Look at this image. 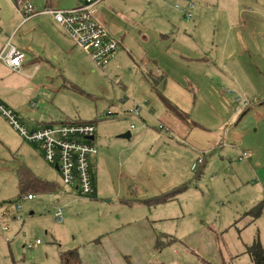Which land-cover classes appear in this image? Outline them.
Returning a JSON list of instances; mask_svg holds the SVG:
<instances>
[{
    "label": "rangeland",
    "instance_id": "1",
    "mask_svg": "<svg viewBox=\"0 0 264 264\" xmlns=\"http://www.w3.org/2000/svg\"><path fill=\"white\" fill-rule=\"evenodd\" d=\"M185 1L105 2L111 14L137 28L132 32L134 49H124L133 57L127 56L120 68L95 67L83 52L75 50L73 59L64 55L54 60L61 70L58 73L44 76L39 72L29 81L10 71L8 80H3L0 91L5 98L0 104L18 122L27 128L33 124L51 127L66 120L92 123L97 126L92 144L99 154L91 161L94 193L80 196L62 185L58 171L45 161L39 146L20 138L0 114V228L8 226L12 232L0 230V264H57L59 247L67 251L116 232L124 235L120 242L123 248L130 244V250L134 241L143 240L139 235L145 237L141 247L149 244L145 240L151 233L157 236L158 248L122 256L128 264L148 251L147 259L136 264H254L247 248L256 239L264 246V211L255 220L247 214L264 200V0H193V18L188 21L175 8ZM52 3L62 9L75 7L77 0ZM7 4L16 15L12 0H0L4 14L9 13ZM158 30L174 35L184 56L195 53L206 58L200 67L182 61L188 69L206 68L211 73L220 66L236 68L234 84L209 74L211 80L189 91L191 104L186 113L193 121L186 125L189 134L160 128L161 121H166L164 103L151 95L140 73L145 71L138 56L140 41L153 42L151 33ZM2 31L0 25V35ZM175 59L180 61L178 56ZM175 73L180 80L187 77ZM169 91L181 100L176 87ZM3 99L23 110L15 112ZM137 107L139 117L130 113ZM126 132L131 138H120ZM243 150L252 151L249 163L238 159ZM199 157L205 159L203 164L197 163ZM193 164H197L195 170H191ZM18 170H29L60 189L51 195L38 194L32 202L20 201ZM182 187L166 203H142ZM15 204L21 205L19 225L12 218ZM57 208L63 210L62 224L54 219ZM6 210H11L8 218ZM142 212H147L149 223L144 222ZM13 222L18 225L15 232ZM18 229L21 232L16 236ZM37 240L45 247H28Z\"/></svg>",
    "mask_w": 264,
    "mask_h": 264
},
{
    "label": "crops",
    "instance_id": "2",
    "mask_svg": "<svg viewBox=\"0 0 264 264\" xmlns=\"http://www.w3.org/2000/svg\"><path fill=\"white\" fill-rule=\"evenodd\" d=\"M29 1L31 4H33L36 11H42L43 9H47V8H51L55 10H63V9H68L70 7L69 6V7H63L62 9H56L55 7L52 6L53 5L52 0H47L45 4L33 3V1L31 0ZM106 1L107 0L103 1L100 5H98L95 8V12L97 19L99 20L100 24L106 28L109 36L114 37L115 39H117L118 42H120L121 49L117 52V54L114 57H112L110 63L105 67V69L109 68V70H111L112 68L115 69L120 68L121 65L126 63L127 56L129 57L132 56L131 52L128 53L125 50H127L130 47L133 48L135 46L134 42L136 41L135 38L136 36L132 32L136 31L137 28L132 26V24H130L129 22L127 21L125 22L123 19L116 16L114 13L111 14V11L107 10L108 6L104 5ZM7 6L8 4L6 5V7ZM9 7L10 6H8L7 8ZM3 8L4 7L0 5V25H2V30L3 31L5 30V32L2 31L0 35V52L4 44L6 42H9L10 45H12L16 50L19 51L20 54H22L23 61L21 63V67L18 73L11 71L10 68L3 61L0 62V87L4 86L3 80H8L9 77L8 75L10 71L11 74L13 73L17 75L22 74L25 79L32 81L34 80V78L37 77V74L39 72H41L40 74L44 76L45 75L47 76L49 72H56V73L60 72L61 70L59 68V65L55 66L54 60L58 61L59 58L63 57L64 55L73 59L76 55L75 50H78L83 52L87 56V54L83 50L78 49L74 45V43H72V41L69 39V37L65 33H63V31L61 30V28L58 27V25L55 23L51 15L44 14V15L33 16L32 19L23 22V18L21 14L17 12L16 8H15L16 15L14 14V12L12 14L11 8H9L8 14H4ZM10 13L12 14L11 16ZM9 22L11 24H9ZM109 22H113L110 27L108 26ZM117 25L123 26V29H119ZM171 27L175 28L174 25H171ZM20 30H22L21 35H18ZM138 32L140 33L141 31L138 30ZM158 32L159 33H155V32L151 33L153 35V40H152L153 42H150L148 40H145L146 42L140 41L142 47L139 45L141 48L138 56L140 58L139 59L140 64L141 65L143 64L145 70L140 73L143 79L145 80V82L147 83L148 88H150L151 95H154L157 99L159 98L161 103H163L162 101L163 98L166 103H169L173 107H176V110L178 112L177 115L176 112L174 113L172 110L168 108L166 103H164L163 106L165 109V113L163 115L165 116L164 119L166 121H161L160 123L161 128H165V131L168 133L181 132L184 134L187 133L188 131L187 130L188 127L186 125L191 124L193 122L186 113V111H189V107L191 104V102H189L191 97V93L189 91L194 89V87L199 86L201 83L202 84L205 83L206 80H211L209 74L213 76H218L220 79L223 77L225 80L228 81V83L229 80H231V84H234L235 80L233 79L234 78L233 74L236 73V68L229 69L228 66H220L219 68H215L214 71L211 73L206 68L205 70L203 68L188 69L187 66L181 64L182 61L184 63H192V65H195L196 67H200L201 64L200 62L205 61L206 58L205 57L203 58L201 57V55H197L195 53H193L194 57L190 56V53L189 55L184 56L178 50V47H176V44L178 42L175 41L174 35L172 36L171 33L170 34L166 33L167 31L158 30ZM157 48H159L160 51L156 53L155 50H157ZM167 55H171L173 57V60L168 58ZM177 56L180 58V61H176L175 57L177 58ZM135 64L139 69L140 65H138L137 62H135ZM173 67H177L178 69H174ZM175 71H179L182 74L186 75L187 77L183 78L182 81L179 79V76L178 74L175 73ZM140 84L142 86V83ZM5 86H8L7 82L5 83ZM65 87L66 85L62 86V88ZM169 87L172 88L176 87L178 91L180 90L179 88H182V90L179 91L182 94V97L180 98L181 100H179L177 96L175 98L170 94ZM223 91L225 92V90ZM1 92L2 91H0V99L5 98V96H3ZM2 101H4V99ZM6 102H8L11 108L15 110V112L17 113L19 112V110L21 109L23 110V108H21L20 106L18 107L10 99L4 101L5 104H7ZM237 114L235 113V115ZM233 118L234 117L231 116V119L228 121V124L231 123ZM21 123L26 127V125L23 122ZM37 126L38 125L33 124L30 128L27 127L26 128L31 131V130L39 129L38 128L39 126L38 127ZM143 126L146 127L145 124ZM230 133L231 131H229V134ZM96 135L97 132L95 134V137ZM227 137L229 138V135ZM236 140L238 141V139ZM242 152L249 153L251 157L248 160H240L239 157ZM242 152L239 153L238 156L239 161L249 163V160L253 157L252 151L243 150ZM98 154L99 151L96 156L91 157L89 160L90 171L92 169L91 161L92 160L96 161L97 159L96 157L98 156ZM104 158L105 157H103V159ZM199 158L202 159L201 164H203L205 162V159L202 157ZM199 158H197V160ZM93 193H94V186H93ZM32 201H34V198L31 200V202ZM146 213L147 212H142V214H144L143 215L144 222L147 224L150 221ZM10 214H11V210L9 211V215ZM14 214L15 213L13 212V217H12L13 219L15 217ZM22 221L17 222L16 220L15 222L18 223L19 225V223L22 224ZM15 222L12 223V228L14 232L17 230L18 227V225L16 227ZM62 223L63 221L59 224ZM116 230H118V228H116ZM7 232L10 233L11 231L8 230ZM20 232L21 231L18 229V232H16L15 235L17 236ZM123 236L124 235L121 236L117 235V232L116 234L111 235L110 237L105 235L100 236L99 238L88 240L87 242H85L83 246L77 247L73 245L67 251L72 249H77L81 264H128V259L125 262L122 256L126 258L131 257V253L134 254L135 252L147 248L148 250H152L154 246L157 247L156 246L157 236H155L153 233H151L149 239L145 240V241H149V244L145 247H141L139 245L141 241L145 239V237L139 235V238L143 240L134 241L132 250L128 248V246H131L130 244H128L126 248H123L125 246H123V244H121L120 242V237ZM131 236L134 239H136L135 236L133 235ZM41 244L42 243L40 242V244L34 245L33 247L37 246L36 248H38L41 246ZM56 250L57 251L55 252V259L57 261V264H60L59 255L60 253L65 251H62L60 247L59 249ZM148 252L147 253L142 252L141 255L134 256L136 259L134 264H136L138 260H146L147 256L149 255Z\"/></svg>",
    "mask_w": 264,
    "mask_h": 264
},
{
    "label": "built area",
    "instance_id": "3",
    "mask_svg": "<svg viewBox=\"0 0 264 264\" xmlns=\"http://www.w3.org/2000/svg\"><path fill=\"white\" fill-rule=\"evenodd\" d=\"M105 0H77L73 8L55 10L51 8L36 11L29 0H15V8L23 18V22L32 19L37 15H51L55 23L65 33L74 45L83 50L91 59L95 67L105 68L121 49L120 42L103 27L97 19L95 8ZM181 10L185 20L193 17L194 2L186 0L183 5H175ZM23 56L9 42H6L0 52V62H4L11 71L18 73L21 67ZM239 99H237L238 101ZM245 106L247 103L242 102ZM140 108L137 107L130 113L139 117ZM0 114L7 120L20 138L29 144H37L43 153L46 162L57 168L60 182L67 189L77 192L80 196L92 195L93 183L89 160L96 156L98 151L93 146L90 138H95L97 126L92 123H69L62 122L35 130H28L21 122H18L15 115L7 107L0 104ZM132 127V126H131ZM133 128V127H132ZM161 128V126H160ZM251 155L242 152L239 159L248 160ZM202 159L197 160L201 164ZM197 164L192 165V170ZM33 195H22L20 201H31ZM21 205L15 204L13 212L14 219L21 220L19 212ZM6 210L4 216H8ZM57 223L63 221V210L57 208L53 213ZM1 232L7 233L9 227L3 226ZM40 244L35 241L34 245ZM32 248L33 246H28Z\"/></svg>",
    "mask_w": 264,
    "mask_h": 264
},
{
    "label": "trees",
    "instance_id": "4",
    "mask_svg": "<svg viewBox=\"0 0 264 264\" xmlns=\"http://www.w3.org/2000/svg\"><path fill=\"white\" fill-rule=\"evenodd\" d=\"M15 1V0H13ZM163 103H166L165 100L162 98ZM168 108L172 110L174 113L178 115L176 107H173L171 104L166 103ZM69 123H78L66 120ZM57 170V169H56ZM17 179H18V199L22 195H33L37 196L38 194H47L51 195L52 193L56 192L59 189V185L52 182H46L38 177H35L29 170H18L17 172ZM185 187L177 188L172 192H168L166 194H162L161 197H154L151 199H146L143 202L144 205L148 206H156L162 203H166L172 200L176 195L182 192ZM264 211V200L262 202L257 203L250 211L247 213L251 215L253 220L258 218L263 214ZM158 239L156 240V246L158 248ZM247 254L251 257L254 264H264V246L261 244L260 241L256 239V241L247 248ZM60 264H81L78 250L72 249L69 251H65L60 253L59 255Z\"/></svg>",
    "mask_w": 264,
    "mask_h": 264
},
{
    "label": "water",
    "instance_id": "5",
    "mask_svg": "<svg viewBox=\"0 0 264 264\" xmlns=\"http://www.w3.org/2000/svg\"><path fill=\"white\" fill-rule=\"evenodd\" d=\"M131 137V135H130V133L129 132H126L125 134H122L121 136H120V138H122V139H129ZM90 140L92 141V140H94V138H90ZM54 168H56V167H54ZM57 169V168H56Z\"/></svg>",
    "mask_w": 264,
    "mask_h": 264
}]
</instances>
